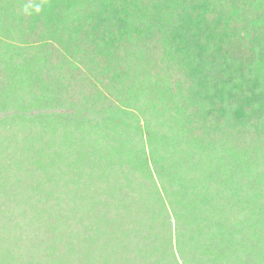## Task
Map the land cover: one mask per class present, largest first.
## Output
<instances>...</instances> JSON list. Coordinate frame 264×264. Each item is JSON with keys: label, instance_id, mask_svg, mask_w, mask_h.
<instances>
[{"label": "trees", "instance_id": "obj_1", "mask_svg": "<svg viewBox=\"0 0 264 264\" xmlns=\"http://www.w3.org/2000/svg\"><path fill=\"white\" fill-rule=\"evenodd\" d=\"M0 264H264V0H0Z\"/></svg>", "mask_w": 264, "mask_h": 264}]
</instances>
